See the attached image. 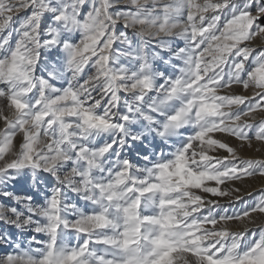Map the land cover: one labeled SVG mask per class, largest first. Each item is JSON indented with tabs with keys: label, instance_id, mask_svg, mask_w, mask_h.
I'll return each mask as SVG.
<instances>
[{
	"label": "snow or ice",
	"instance_id": "obj_1",
	"mask_svg": "<svg viewBox=\"0 0 264 264\" xmlns=\"http://www.w3.org/2000/svg\"><path fill=\"white\" fill-rule=\"evenodd\" d=\"M251 178L264 0H0V264H264Z\"/></svg>",
	"mask_w": 264,
	"mask_h": 264
},
{
	"label": "rangeland",
	"instance_id": "obj_2",
	"mask_svg": "<svg viewBox=\"0 0 264 264\" xmlns=\"http://www.w3.org/2000/svg\"><path fill=\"white\" fill-rule=\"evenodd\" d=\"M182 45V42H178ZM235 143V140L232 141ZM246 158H252L253 156L257 159L261 158L259 153H251V152H245L244 153ZM237 186L241 188V195L244 197L245 203L236 202L233 209L230 210H239L243 207H246L247 204L253 203L255 200H257L261 194L262 190H264V180H261L259 178H251L248 179L244 184H240L237 182ZM17 191L23 193L29 189V180L28 178H21L17 185H16ZM224 200H221L222 203H228V198H223ZM236 227V226H234ZM251 239V237H249ZM4 248H0V254H3Z\"/></svg>",
	"mask_w": 264,
	"mask_h": 264
},
{
	"label": "bare ground",
	"instance_id": "obj_3",
	"mask_svg": "<svg viewBox=\"0 0 264 264\" xmlns=\"http://www.w3.org/2000/svg\"><path fill=\"white\" fill-rule=\"evenodd\" d=\"M221 200H224L223 198Z\"/></svg>",
	"mask_w": 264,
	"mask_h": 264
}]
</instances>
